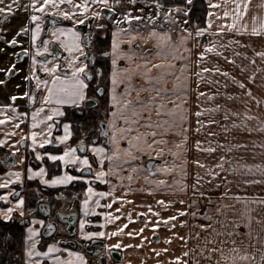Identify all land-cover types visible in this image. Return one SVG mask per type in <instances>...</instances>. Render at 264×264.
<instances>
[{"label":"crops","instance_id":"1","mask_svg":"<svg viewBox=\"0 0 264 264\" xmlns=\"http://www.w3.org/2000/svg\"><path fill=\"white\" fill-rule=\"evenodd\" d=\"M114 5L115 0H74L60 5L69 21L75 17V22L82 23L89 18L98 26L111 22L110 110L105 119L110 145L82 138L71 143L73 129L65 109L81 105L57 102L70 97L51 101L43 97L27 113L0 101L2 134L27 138L24 148H14L15 162L0 167V221H24L21 264L89 261L81 247L43 235L46 218L37 209L39 202L58 206V210L67 206L64 212L74 211L78 202V239L91 240L96 258L118 250L122 262L116 264H264V0H187L183 7L146 6L162 12L151 17L142 14L149 18L142 23L145 34L135 24L127 25L130 12L126 9L120 10L122 15L116 20ZM102 6L113 10L109 21L99 12ZM169 21L176 36L171 35ZM73 34L74 67L79 68L86 63L77 60L80 33L74 28ZM136 40L142 45L134 46ZM74 67L59 74L56 86H63L65 78L71 86ZM80 78L88 87L82 73ZM113 95L119 106L112 102ZM124 100L130 103L125 106ZM19 118L24 128L11 133L9 125ZM113 125L115 130L130 129L121 133L124 138L119 145L128 149L131 141L133 148L110 161ZM61 136L67 138L60 140ZM160 141L167 147L162 160L154 154L160 150ZM93 144L108 149L102 168ZM72 148L76 152H69L65 160L52 161L48 155L60 156ZM146 153L159 159L153 171L140 162ZM76 156H87L91 167H82ZM41 168L44 174L36 175ZM101 170L105 175L97 179ZM65 173L74 179L44 183ZM29 187L37 194L32 206L26 198ZM20 197L23 206L15 203ZM82 231L105 235H81ZM49 246L54 250L48 252Z\"/></svg>","mask_w":264,"mask_h":264},{"label":"flooded vegetation","instance_id":"2","mask_svg":"<svg viewBox=\"0 0 264 264\" xmlns=\"http://www.w3.org/2000/svg\"><path fill=\"white\" fill-rule=\"evenodd\" d=\"M137 1L141 2L144 6L141 9V12H143L146 6L149 7L150 5L161 7H183L185 5V2L187 3V0ZM72 2H74V0H63V2H59V0H49V3L46 5L57 7L62 3L72 4ZM40 4H44V0H37L35 6H33L32 0H0V92L5 91L4 95L0 96V99H8L11 107L18 113H27L31 112L32 109L34 110L36 106L41 102L42 98L46 97L48 89L52 88L53 76H59L61 72L69 73L74 67L73 33L75 28L80 33L79 42L81 44V51L77 55V60L85 62L87 66L85 71L82 73L88 82L86 97L87 99H93L96 103L88 107L85 102L81 107H67L65 109V118L70 121L73 129L72 118L74 119V113L78 115H85L87 114L86 111L88 110L100 108L101 101L103 99L107 98L108 103L110 101V79H108L109 84L106 94L105 84L103 81H101L103 71L95 65L97 60L99 59V55L108 57L110 61L111 39L109 34L111 30V22L109 20L112 17L113 10L107 6H105L106 8L102 7L101 13L105 20H108L109 23H107L105 26H95L94 20H90L92 33H88V26L86 23L89 18L85 19V21L82 23L74 24V22L66 19L60 12H57L56 9H53L56 12L47 11L45 8L40 9ZM6 8H12V11H4V9ZM104 9L110 10L109 17H107L106 15L108 14V11H105ZM33 15L37 17L36 20L31 19ZM145 18L142 17V19H144V24L146 23ZM131 23L135 24L137 30L141 33L145 34L147 32L146 27H144L142 23L138 22V20L137 22H135V19H132ZM169 23L170 27L172 25L170 30L171 35L176 36L177 30L173 26V21H169ZM37 25H39L38 30ZM79 25L83 26L79 27ZM21 29H24V31H21ZM34 35L36 37L35 40H33ZM83 35L86 36V39H84L85 37L83 38ZM106 36L109 37V40L108 42L106 41L105 45L110 43V47L108 46L106 49H103V51L99 52V49L102 48L101 43L105 40ZM13 38H15V40L18 42L9 44L8 41L13 40ZM136 45L141 46L142 44L140 41L136 40L134 46ZM45 48H47L48 50L44 51ZM37 49L40 50L37 51ZM53 65L57 66L55 72L45 70L46 68L52 69ZM108 78H110V72L108 74ZM98 87L103 88L104 91L102 93H98ZM23 93H28V95L25 96L23 95ZM13 96L16 97L15 100L12 99ZM109 110L110 103L108 109H101V112L105 115V117L99 121L97 126L89 125L84 129L82 136L83 141L91 142L103 140L105 144L110 145L108 139L109 137L104 138L100 136V123L103 121L106 122L105 119H107ZM53 121L55 129H58L57 118H54ZM44 125L45 124H42V126ZM23 128L24 121L21 120V118L11 122V124L9 125V131L11 133L21 132ZM0 140H4V144L0 145V167L5 166L6 164L14 163L16 160V153L13 151L14 148H24L27 143V138L25 137L16 139L13 136L5 137L4 134L0 135ZM78 141H72L71 139V143H78ZM78 147L79 149L81 148V150L84 149H82V146L80 144ZM144 155L141 156L140 162L143 164L144 168L147 171L150 170L145 164L146 158L156 159L155 164L152 166L153 171L159 159L155 158L152 155ZM75 187H77V185L74 186V188ZM22 189L24 190L23 187ZM28 190L26 193V198L28 197ZM19 191L21 190H18L17 193ZM39 203L37 209L40 211L39 208L41 206ZM78 206V202H74V212L76 213V220L78 217ZM50 209V220L57 226V229L53 236L59 237L61 242L74 245L75 248L81 247L83 251L88 255L89 261L87 264H116L122 262L121 254L118 250L115 249H111L106 257H94L92 253V245L89 243V241L91 240L78 239V227L76 225V220L74 222V233L70 235L66 231L67 225L60 222L57 214L60 211L58 210V206H52L51 204ZM44 217L46 218V224L48 218L46 216ZM10 220L16 219L14 218ZM17 221L20 223V225L24 224L23 220ZM58 225L63 226L61 232H59ZM59 233H62V235H60ZM113 251L118 252L112 253ZM117 257H120V259L117 260ZM108 259H110L109 263L107 262Z\"/></svg>","mask_w":264,"mask_h":264},{"label":"snow or ice","instance_id":"3","mask_svg":"<svg viewBox=\"0 0 264 264\" xmlns=\"http://www.w3.org/2000/svg\"><path fill=\"white\" fill-rule=\"evenodd\" d=\"M36 2L37 0H32V4L33 6L36 5ZM59 2H63V0H59ZM94 2H96V0H94ZM49 3V0H44V4H40L39 7L40 9H44L45 5ZM84 7H87V5H85ZM83 10V8L81 9ZM4 11H7V12H11L12 11V8H6L4 9ZM131 10H129L130 12ZM65 15H68V13H64ZM97 13H94V15H96ZM211 15V14H210ZM225 16L228 15L227 12L224 13ZM126 17L127 19L129 20H132L133 17L129 14L126 13ZM32 20H36L37 17L35 15H33L31 17ZM135 19H139V17H136ZM39 29V25H37V30ZM21 31H24V29H21ZM71 31V30H70ZM219 31V29H218ZM35 35L33 36V40H35ZM14 42H18L15 40V38H13V40H10L8 41L9 44L11 43H14ZM40 49H37V51H39ZM48 49L45 48L44 51H47ZM201 56L205 55V53H201L200 54ZM34 59V58H33ZM73 59H76V57L74 56ZM113 64H115V60H113ZM14 67V65H13ZM56 65H53V68L52 69H45L46 71H53L55 72L56 71ZM86 65H81L79 68H75L74 67V71L72 73V77H71V86H68V79L65 78L64 81H63V86H56L57 85V82L60 81V77L58 76H53L52 78V82H53V85L54 87L53 88H49L48 89V93L49 95L46 96L44 99L45 101H49L55 97H63V96H67V97H70V99H58L57 102L58 103H72V104H77L79 103L81 106L86 102V95H85V90L87 89V84L85 83L84 79H81L80 78V74L83 73L86 69ZM116 81H117V75H116V72L113 71L112 73V82H113V89H115V84H116ZM46 83V82H45ZM242 83V82H241ZM104 91L103 88L101 87H98L97 88V92L98 93H102ZM23 95L27 96L28 93H23ZM13 100L16 99L15 96L12 97ZM112 102L113 103H117V105L119 106L117 100H116V97L115 95H113V98H112ZM130 102L128 100H124L123 101V104L125 106H127ZM39 111V110H38ZM33 115H35V113H33ZM116 113L113 112V116H115ZM9 119H11V117H9ZM3 121H0V123H2ZM69 127L68 124H65V129L67 130ZM113 128H114V131L112 132V143L114 145V150L112 151L111 155L108 156V159L111 161L113 159H116L117 157H119L120 155V152L123 150V151H131L132 148H133V145L131 144V141L129 142V148L128 149H121L120 148V145H119V140L124 138L123 136H121V133L122 132H128L130 131V129H119V130H115V125H113ZM153 135H156V133H153ZM32 138H33V146H35V143H36V133L33 132L32 133ZM67 137L66 136H61L59 137L60 140H64L66 139ZM47 142V141H45ZM4 144V140H0V145ZM199 146V145H197ZM15 151V149L13 150ZM92 151L97 153V155H99L101 157L100 159V164H101V168L103 166V163H104V156L107 154L108 152V149L104 148L103 146H98V145H95L93 144L92 145ZM71 152V153H75L76 152V149L75 148H72V149H68L64 154L60 155V156H57L55 154H51L49 153L48 155L50 156L51 160L52 161H57V160H65L66 156L68 155V153ZM223 159V158H222ZM75 161L76 162H80L81 163V166H88L89 168L91 167V161L89 160V158L87 156H83V157H79V156H76L75 157ZM67 162V161H66ZM197 163L199 164L200 162L197 161ZM45 172V169L44 168H41L38 172H36L35 174L36 175H43ZM213 176L217 175L216 172H212L211 173ZM105 175V172L103 170L97 172V176L96 178L99 179L101 177H103ZM15 178L17 180L20 179V174L19 172L16 173L15 175ZM74 179V177H72L70 174L68 173H65L64 176L62 177H55L53 180H45L44 183L46 184H62V183H67L68 181ZM80 179H89V177H80ZM88 191L91 193L93 191L91 185L89 186V189ZM102 195H107V193H102ZM4 199H7L8 196L7 194L4 195L3 197ZM17 205H20V206H23L24 204V198L23 197H20L19 200H17L15 202ZM85 203H87V201H85ZM9 213H11L12 209H9L8 210ZM105 215H108L107 213H105ZM10 217L9 216H5L4 219H9ZM171 219V218H169ZM40 223H44V221H40ZM82 226H83V221L81 222ZM49 227H52L51 225H49ZM153 227H156V225H153ZM35 230L32 229V228H29V232H34ZM117 231H119V229H117ZM142 231V229H141ZM81 235H87V236H92V235H97V236H103L105 235L104 232H99V233H84L83 231L81 232ZM35 247V245H33V248ZM111 247V246H109ZM127 247V246H126ZM54 248L53 246H49V249H48V252H51L53 251ZM48 252H45L43 253V255H48ZM28 254L29 255H32L33 254V251L32 249H28ZM77 256H80L79 253H76ZM176 259H179V257H177Z\"/></svg>","mask_w":264,"mask_h":264},{"label":"trees","instance_id":"4","mask_svg":"<svg viewBox=\"0 0 264 264\" xmlns=\"http://www.w3.org/2000/svg\"><path fill=\"white\" fill-rule=\"evenodd\" d=\"M109 37L106 36L105 40L101 43L100 51L106 49L110 43L108 42ZM110 47V46H109ZM97 67L102 71V79L106 87H108V74L110 71V61L108 57L99 55V59L96 62ZM108 109V99L105 98L101 101V107L86 111L85 115H78L74 113V119L72 118L73 124V136L72 141H78L82 138L84 129L89 125H95L99 123L105 115L101 112V109ZM75 111V110H74ZM27 203L32 206L36 203V193L33 189L28 190ZM21 236H22V225L17 220L1 221L0 222V264H21L22 260V248H21Z\"/></svg>","mask_w":264,"mask_h":264},{"label":"water","instance_id":"5","mask_svg":"<svg viewBox=\"0 0 264 264\" xmlns=\"http://www.w3.org/2000/svg\"><path fill=\"white\" fill-rule=\"evenodd\" d=\"M104 10L108 11V14H106V15H107V17H109L110 10H107V9H104ZM86 24L88 26V33H92L91 21L88 20ZM82 26L83 25H79V27H82ZM83 38L86 39V36L83 35ZM86 45H87V43H86ZM95 103L96 102L91 98H88L86 100V105L88 107L94 105ZM100 128H101L100 136L104 137V138H108L107 123L104 121L101 122ZM82 149H83V146H82ZM155 162H156V159H154V158H146L145 164L150 171H152V166L155 164ZM40 206L41 207L39 209H40L41 214L48 218L47 223L45 224V226L42 230V233L45 237H50L55 233V231L57 229L56 224L50 220V216H51L50 204L42 203V204H40ZM57 214H58V217L60 219V222L65 223L67 225L66 231L68 232V234L72 235L74 233V227H75L74 222L76 220V213L74 211H71L69 213L59 211ZM49 225H51L52 227H49ZM115 252H118V251H113L112 253H115ZM116 259L119 260L120 257H117Z\"/></svg>","mask_w":264,"mask_h":264},{"label":"rangeland","instance_id":"6","mask_svg":"<svg viewBox=\"0 0 264 264\" xmlns=\"http://www.w3.org/2000/svg\"><path fill=\"white\" fill-rule=\"evenodd\" d=\"M124 3H126L128 6L130 5V8L129 7H126V5L125 6H123V4ZM115 8H114V11H115V9L117 10V12H116V20H118L117 18L118 17H121V11L120 10H123V9H126V11L125 12H129V10H131L130 11V14L129 15H131L132 17H139V19H137L138 20V22H140V23H143V21H144V19H142V14H145L147 17H151V15H154L155 13H159L160 11L162 12V10H160V9H158L159 7H150V8H144V10H143V12H141V9L144 7L143 5H142V3L141 2H139V1H137V0H115ZM102 7H105V6H102ZM102 7L100 8V13H101V9H102ZM47 11H52V12H56L55 10H53V9H56L57 10V12H62V9H61V7H60V5H58L57 7H53V6H50V5H46L45 7H44ZM88 9H90L91 8V6H89V7H87ZM106 8V7H105ZM168 12V11H167ZM166 14V13H165ZM141 16V17H140ZM165 16V15H164ZM154 18V17H153ZM162 18V17H161ZM160 18V19H161ZM103 19H105L104 17H103ZM149 19V18H148ZM148 19H146L145 18V21H146V23H148L149 22V20ZM164 21H166L167 22V19L166 18H162ZM166 19V20H165ZM75 20H76V18L74 17V24H79V22H75ZM136 20V19H135ZM124 23H125V21H124ZM131 23V20H129L128 21V23H127V25H129V26H131L132 25V23ZM97 25V22L95 23V26ZM4 93H5V91H2V92H0V96H2V95H4ZM0 101H8V99L7 100H5V99H0ZM158 148H160V150H158L157 152H155L154 154H156L158 157H160V159L162 160V159H165V155H163L162 153L163 152H165V150H166V143H162L161 141L160 142H158ZM163 151V152H162ZM167 152V151H166ZM146 155H152V154H150V153H146ZM68 209V207L67 206H64V208H61L60 209V211L61 212H64V211H66ZM32 216H34V215H31V217ZM77 227H78V225H77ZM63 228V226L62 225H58V229H59V232H61V229ZM60 235H62V233H59ZM55 239H57V238H59V237H54Z\"/></svg>","mask_w":264,"mask_h":264}]
</instances>
